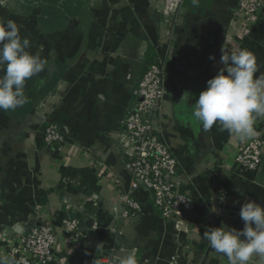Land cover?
I'll use <instances>...</instances> for the list:
<instances>
[{"label":"crops","instance_id":"crops-1","mask_svg":"<svg viewBox=\"0 0 264 264\" xmlns=\"http://www.w3.org/2000/svg\"><path fill=\"white\" fill-rule=\"evenodd\" d=\"M80 1L78 15L61 27L44 28L42 1L22 14V0H0V21L14 20L21 37L30 40L27 51L45 61L44 70L25 84L31 110L24 116L26 103L14 111L0 110V256L16 259L1 249L3 233L17 238L46 223L61 232L55 255L66 256L65 264H87L96 253L97 264H107V254L115 260L132 250L138 264H169L180 251L183 264H228L203 233L222 223L242 229L239 211L247 200L264 206V169L260 176L241 169L235 158L246 142L216 124L204 130L193 112L207 81L222 67V48L251 52L258 68L254 79L264 77V11L248 22L237 13L236 0H199L198 6L186 0L168 41L150 0ZM168 48L167 114L156 128L178 158L183 189L194 201L188 232H178L142 192L136 194L140 216L115 224V232L111 214L124 209L116 180L127 186L130 179L129 156L117 145L120 121L134 103L133 90L143 72ZM186 91L188 102L181 101ZM50 122L64 135L59 145L44 140ZM69 167L92 171L87 192L62 187ZM220 188L229 197L224 211L215 214L210 208ZM65 219L80 222L81 237L63 231ZM251 264H264V258L254 257Z\"/></svg>","mask_w":264,"mask_h":264},{"label":"built area","instance_id":"built-area-1","mask_svg":"<svg viewBox=\"0 0 264 264\" xmlns=\"http://www.w3.org/2000/svg\"><path fill=\"white\" fill-rule=\"evenodd\" d=\"M186 0H150L151 6L160 13L162 19L159 28L163 29L165 37L171 40L176 17ZM264 0H236L237 13L248 22L256 21ZM169 48L160 52L152 61L133 90L134 103L125 112L120 121L121 131L117 145L129 157L125 169L130 177L127 186L117 179L116 187L120 192V200L124 204L121 213L113 212L111 221L113 230L117 231L122 221L136 219L142 212V207L136 197L137 193H146L163 218L175 222L176 230L188 232L189 217L194 209V201L189 191L183 189V179L179 174V161L170 146L156 128V122L161 121L167 114L165 108L166 80L170 76ZM255 128L257 136L243 144L237 152L235 162L245 171L260 176L264 169V118H257ZM44 140L48 146L59 145L64 140L60 127L48 123ZM229 192L220 188L215 192L211 203L221 214L227 206ZM223 198V200H222ZM216 214V213H215ZM80 222L76 219H65L63 231L81 237ZM94 228H98L95 223ZM61 232L49 224L32 226L12 238L10 232L3 233L4 249L13 253L17 264H65L64 255H55V246ZM107 264H113L111 255L106 256ZM100 255L93 254L87 264L100 262ZM169 264H183L182 251L173 255Z\"/></svg>","mask_w":264,"mask_h":264},{"label":"clouds","instance_id":"clouds-1","mask_svg":"<svg viewBox=\"0 0 264 264\" xmlns=\"http://www.w3.org/2000/svg\"><path fill=\"white\" fill-rule=\"evenodd\" d=\"M191 2L193 6L199 4V0ZM29 47L30 40L21 37L14 20L0 21V110L14 111L27 103L26 81L45 68V61L30 54ZM209 59L214 60L215 56L210 55ZM219 64L222 67L207 81L206 89L195 102L194 118L206 131L216 124L240 142H247L257 136V118H264V77L254 79L258 71L256 59L244 49L229 53L222 48ZM97 98L103 100L104 96L98 94ZM189 98L186 91L181 101L188 102ZM210 212L219 214V209L212 207ZM239 216L242 229L222 223L220 227L206 228L203 238L215 252L226 256L228 264H251L254 257L264 258V206L247 200L241 205ZM0 264L17 261L0 256ZM113 264H138L136 251L117 257Z\"/></svg>","mask_w":264,"mask_h":264},{"label":"trees","instance_id":"trees-1","mask_svg":"<svg viewBox=\"0 0 264 264\" xmlns=\"http://www.w3.org/2000/svg\"><path fill=\"white\" fill-rule=\"evenodd\" d=\"M21 1V0H20ZM42 1V14L40 17V24L42 27L47 28L49 24H56V26H63L66 23V19L70 16H76L79 14L81 8L80 0H22L21 13L26 14L34 7V2ZM32 101L28 100L23 112L24 116L31 110ZM93 173L88 168H67L64 171L62 179V187H74L87 192L93 182Z\"/></svg>","mask_w":264,"mask_h":264},{"label":"rangeland","instance_id":"rangeland-1","mask_svg":"<svg viewBox=\"0 0 264 264\" xmlns=\"http://www.w3.org/2000/svg\"><path fill=\"white\" fill-rule=\"evenodd\" d=\"M262 11H264V7L261 8V10L259 11L258 15H259ZM258 15H257V16H258Z\"/></svg>","mask_w":264,"mask_h":264}]
</instances>
